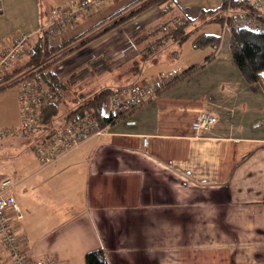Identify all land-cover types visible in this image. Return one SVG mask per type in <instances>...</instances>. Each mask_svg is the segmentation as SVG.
Listing matches in <instances>:
<instances>
[{
	"label": "crops",
	"instance_id": "1",
	"mask_svg": "<svg viewBox=\"0 0 264 264\" xmlns=\"http://www.w3.org/2000/svg\"><path fill=\"white\" fill-rule=\"evenodd\" d=\"M66 1L0 0V49L24 32L29 46L20 57H30L27 49L55 23ZM134 1L105 0L58 32L50 31L51 45L84 33ZM176 2V9L192 19L224 0ZM172 13L152 6L129 20V31L121 26L85 45L92 52L72 67L71 75L98 56H115L117 66L142 63L139 48L145 44L135 39ZM193 24L185 30L200 22ZM229 41L225 38L217 50L211 47L185 69H175L195 68L51 163H41L33 150L22 152L27 140L25 145L14 138L2 146L12 136L0 142V179H13L22 211L19 219L12 210L9 215L29 256L86 264L89 251L102 249L110 264H264V91L245 80ZM132 48L135 53L128 57ZM20 57L13 66L29 60ZM66 58L55 64L61 75ZM151 59L144 62L141 77L173 73ZM122 73L119 68L96 72L89 89L135 78ZM107 103L106 97L104 116L112 111ZM201 112L215 117L207 131L193 128ZM11 150L19 153L9 161ZM0 264H13L1 240Z\"/></svg>",
	"mask_w": 264,
	"mask_h": 264
},
{
	"label": "trees",
	"instance_id": "2",
	"mask_svg": "<svg viewBox=\"0 0 264 264\" xmlns=\"http://www.w3.org/2000/svg\"><path fill=\"white\" fill-rule=\"evenodd\" d=\"M140 2L141 5H138L134 10L128 12L127 14L122 15L118 20L114 21L113 25L110 24L105 27L102 32L89 36L95 29L102 27L107 21L113 19L115 14L117 15L123 11L126 12L131 6L140 4ZM227 4L228 0H224L221 7L215 10L203 11L202 15L209 16L210 18L211 16L213 17L206 21L200 20L201 25L196 26L195 29L189 32L185 30V27L199 20L202 15L198 18L192 19L184 12L175 15L166 22L156 25L152 30L142 33L135 39L134 43H138L143 40L145 45L142 51L145 55L155 53L148 56V58L144 56V58L147 59H151V57L152 59L155 58L160 47L162 49V46L167 42V40L172 39L175 41L177 39L179 43H182L192 35H196L195 38H193L194 47H204L208 45L214 50H217L220 46L222 36L214 33H203L200 30L202 24L211 22H218L222 24L224 21L222 13L227 8ZM153 5H160L164 14L171 12L177 7L179 8L176 0H136L84 33L71 38L70 40L64 41L61 44L55 45H51L50 30L44 29L37 41L27 49V53L30 55L29 60L20 68L8 71L5 75L0 77V91L9 87L20 85L26 79H32L38 85L42 86L43 100L39 106L38 124L31 130L36 129L38 126H43L42 128L45 132H43L44 136L41 137L39 141L33 143V149L50 138L54 134L55 130L59 126L63 125L56 122L59 117L58 115L61 112L68 111V114L65 116V122L75 120L79 117H85L97 120L100 126L113 124L124 114L120 113L118 115L112 114L108 116H104L103 114L104 100L115 87H102L91 93L89 90L81 91L76 94L75 105L70 109L66 106L69 103H73L74 99L72 100V97L66 93L69 91V88L73 89L78 82L83 80L85 73L91 72L92 74L89 78H92L93 74L96 72L113 68H119L120 71H123L122 74H127L130 77L135 76L133 80L121 86L131 84L132 82L142 78V68L147 59L142 58V63H140L139 60H135L129 66H126L125 64L124 66H117L118 63L113 61V59L106 56H98L97 58L92 59L89 64L83 68V70L74 72L70 75L66 82L61 78L63 75L55 70L53 66L70 53H73L78 50V48H81V46L95 40L100 35L110 31L118 25L123 24L125 21L134 18L136 15L142 13L144 10L152 7ZM233 7L236 12L239 10L243 12L246 11L247 14H257L258 17L264 18L263 14H260L259 16V13L253 12L254 8L252 7L250 0H233ZM107 28H109V30ZM159 32L161 35H159ZM138 34L139 32L135 34V36ZM229 47L231 49L233 59L239 67L245 80L250 84L260 83L264 90V33H257L246 29H233L231 31ZM213 53L207 57V60L214 55ZM194 69V67H191L182 73H178L175 80L168 86L160 89L156 96L173 85L175 81L180 79L182 76H185ZM23 74H25L24 77H22ZM43 85H45L46 88ZM63 105L66 109L61 111V106ZM31 130L23 132L26 133ZM86 264H110V262L107 259L104 250L96 249L89 251L86 254Z\"/></svg>",
	"mask_w": 264,
	"mask_h": 264
},
{
	"label": "built area",
	"instance_id": "3",
	"mask_svg": "<svg viewBox=\"0 0 264 264\" xmlns=\"http://www.w3.org/2000/svg\"><path fill=\"white\" fill-rule=\"evenodd\" d=\"M105 0H68L63 10L55 15V23L47 26L53 34L58 29L64 28L70 20H75L79 14L100 8ZM254 9L261 10L264 0H250ZM263 9V8H262ZM223 23L231 29H246L257 33H264V21L257 22L247 18L244 20L238 13L234 12L233 0H228L227 8L223 11ZM61 24L59 25V22ZM29 35L24 32L17 33L14 42L0 49V77L5 75L15 61L27 48ZM159 76L148 75L132 82L131 84L113 89L107 96V104L112 105L109 115L126 113L136 106L151 100L160 89L171 84L178 73H168ZM25 74L22 75L24 77ZM19 103L21 120L16 128L0 127V142L11 135L28 131L38 124L40 104L43 100L42 86L32 79H26L20 84ZM215 123V117L208 112H201L193 122V128L197 131H207ZM106 126H100L93 118H76L59 126L54 134L42 144L35 147L34 152L43 164H48L76 149L92 136L104 133ZM14 181L10 177L0 180V240L4 245L13 264H61L56 259L34 258L29 256L20 246L17 234L9 215L13 211L19 219L22 211L16 197L14 196Z\"/></svg>",
	"mask_w": 264,
	"mask_h": 264
},
{
	"label": "rangeland",
	"instance_id": "4",
	"mask_svg": "<svg viewBox=\"0 0 264 264\" xmlns=\"http://www.w3.org/2000/svg\"><path fill=\"white\" fill-rule=\"evenodd\" d=\"M67 1H66V3H67ZM66 3L63 6L60 7V10H63L64 9V7L66 6ZM138 5H141V2H140V4L131 6L129 9H127V11L125 10L126 12L123 11L122 13H118L117 15L115 14L113 19H110L109 21H107L102 27H100L98 29H95L93 32H91V34L89 36L94 35V34L99 33V32H102L105 29V27L109 26L110 24L113 25L114 21L118 20L122 15H125L128 12L134 10ZM153 6H160V5H153ZM50 8H51V6L50 7H47L46 6L45 9H50ZM149 8H147L143 12L147 11ZM260 8H261L260 11H259V9L256 8V9H253V12L254 13L255 12L256 13H259V16H260V14H263L264 15V4L261 5ZM204 11H207V10H204ZM234 12L235 13H238L244 20H247V18H249V19L254 20V21H257V22H263L264 21V18L258 17L257 14H247L246 11L243 12L241 10H239L238 12H236L235 9H234ZM180 13L181 12L179 10L175 9V10H173V13L172 14H167V17L166 18L167 19H170V18H172L175 15H178ZM136 16H141V13H139ZM212 17L213 16H211V18ZM222 17H223V13H222ZM211 18L209 16L202 15V17L200 18V20L206 21V20L211 19ZM231 21L232 20H230L228 26L227 25H224V23H222V24H220V23H206V25L205 24H202L204 26H202L203 28L201 29V31H205V32H208V33L218 34V35H221L222 37L224 36L222 38V41H221V44H222L223 41H225V38H226V41H227L231 37V31L233 30V29H231ZM128 22H129V20L128 21H125L123 23L124 25L123 24L118 25L117 27L111 29L110 31L105 32L104 34L100 35L95 40H97L99 38H102L103 36L107 35L109 32H112L114 29L119 28L121 26L123 27V30L129 31V28L125 26V25H128L127 24ZM198 22H200V21H197L196 24ZM196 24H193L191 26L193 27ZM200 25H201V23H200ZM130 26H131V24L129 25V27ZM148 28H151V26H149ZM107 29L109 30V28H107ZM221 29H222V31H221ZM192 39H193V36L189 37V40H185L183 44L176 43V41L170 39L169 42L165 43L162 46L163 49L160 50L161 53L157 54V56L155 58L162 61L161 68L164 71H173L174 72L175 69H177V68L183 70L186 67H188L191 63H193L194 61H196V59H202L205 55H207L206 53H208V52L211 51V47H206V48L205 47H200V48L193 47V45H192ZM61 43H63V42H60V44ZM89 43H87V44H89ZM28 46H29V42H28L27 47ZM143 47H144V45H141L140 48H139V51H140V53L142 55V58L144 59V56L148 57L149 55L148 54L145 55V53L142 51ZM227 47H228V42H227L226 48ZM132 49H133L132 51H131V49H128V52H129V56L128 57H131L135 53V49L134 48H132ZM78 50H80V51L77 52V53H75ZM78 50H76L75 52H73V53L77 54L76 59H75V56L76 55H73L72 56V53H70L69 55H67L68 58L65 59V63H64L63 69H62V71H64V75L61 76V78L65 82L67 81V79L71 75L72 67H74L75 65L77 66L80 61H85L87 59V54H91V52H92V50L88 51V48H87V46L85 47V45L84 46H81V48H78ZM28 57L29 56L27 54H24L22 57H20L19 60L20 61H27ZM114 57H111V59H113L116 62H119V60L114 59ZM64 58H63V60H64ZM155 58L151 59L149 62H152V61L154 62L156 60ZM140 63H141V61H140ZM20 66H21V64L17 63L11 69L12 70L17 69ZM53 68L56 70L55 65L53 66ZM82 68L78 69V71L83 70ZM153 73L159 74L158 70H156ZM91 74H92L91 72L85 73V75L83 76V80L82 81L78 82L73 89L69 88V91L66 94L70 95L72 97V100L73 99L74 100H73V103H69L66 106L68 109L72 108L75 105V102H76V94H78L79 92H81V91H88L89 90L90 93H91V92L96 91V89L99 90L100 88H102L101 86L100 87L99 86H96V88H94V90L89 89L91 87V84H92V82H90L91 81V78H89ZM166 75H168V73ZM102 85H103V87H115L114 89H116L118 87L119 88L121 87V85H113V84L108 85V86H104L106 84H102ZM258 85L261 86V88L263 89V87H262V85L260 83H258ZM43 86L46 88L45 85H43ZM19 89H21L20 88V85H17V86L11 87L9 89H4V90H1L0 91V127H8V126H13V125L16 126V125H18V123H20V120H21V111H20V103H19V92H18ZM88 94H89V92H88ZM17 97H18V100H17ZM63 109H66V108H64V105L61 106V111ZM67 114H68V111L67 112H61L58 115L59 117L56 120V122L59 123V124H65L67 122V121L65 122V120H66V117L65 116ZM42 127L43 126H38L36 129L31 130V131L26 132V133H24V132H22V133H20V132L15 133V134H13V135L10 136V137L13 136L10 140L8 139L10 137L6 138V139H8V141L5 142V143H3L2 146H4L5 144L6 145H9L8 142H12L14 140V138H15L16 140H19L21 142V144H25L24 143L25 140L28 141V144H27L25 150L22 151V152L30 151V150H33L34 151V149L32 148L33 143L39 141L41 139V137L44 136L43 135V132H45V130ZM18 153L19 152L14 153L11 150L7 154H12V156L11 157H8L7 160L12 161L13 159H15L17 157V154ZM3 178H6V177H3ZM3 178H1V179H3Z\"/></svg>",
	"mask_w": 264,
	"mask_h": 264
}]
</instances>
